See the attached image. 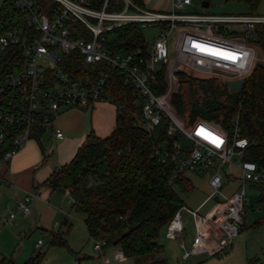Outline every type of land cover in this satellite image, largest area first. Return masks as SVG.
<instances>
[{
	"label": "built area",
	"instance_id": "built-area-1",
	"mask_svg": "<svg viewBox=\"0 0 264 264\" xmlns=\"http://www.w3.org/2000/svg\"><path fill=\"white\" fill-rule=\"evenodd\" d=\"M122 3V4H121ZM191 0H174L170 12L150 11L133 0H52L42 6L34 0H15L22 13L23 25L0 35V55L8 48L21 51L19 70L0 79V147L10 143L0 164L9 161L31 139L35 131L51 130L57 139L63 132L54 125L61 111L87 109L99 102L114 99L106 93L108 74L75 77L64 70V60L73 51L84 63L104 62L130 77L136 90L135 105L140 109L138 123L148 132L166 121V134L174 137L169 149L155 148L153 156L164 165L168 183L185 173H210L211 193L216 198L204 215L181 207L165 226L169 238H181L184 225L182 210H187L195 224L190 254L215 256L226 253L239 236L247 201V184L264 183V163L244 159L249 146L240 136L238 116L227 131L219 124L198 118L187 122L175 110L171 97L178 90V73L198 78L216 79L227 86L229 81L244 80L264 54L257 43L264 15L181 13ZM68 22H78L90 31V38L77 36ZM137 24L141 29L157 27L153 40L131 53L112 49L107 43L115 37L114 29ZM162 77L164 90L154 93ZM178 135L189 141L181 145ZM236 157V160L233 159ZM224 164L239 171L238 189L229 195L222 192L221 168ZM185 177V176H184ZM69 202L73 200L69 197ZM19 209L28 214L20 202ZM13 216L12 214L10 215ZM101 252L105 242L93 240ZM42 241L38 240L37 246ZM122 251L118 254L123 259ZM251 264H264L255 261Z\"/></svg>",
	"mask_w": 264,
	"mask_h": 264
},
{
	"label": "trees",
	"instance_id": "trees-1",
	"mask_svg": "<svg viewBox=\"0 0 264 264\" xmlns=\"http://www.w3.org/2000/svg\"><path fill=\"white\" fill-rule=\"evenodd\" d=\"M44 7L52 0H34ZM97 7L102 0H94ZM140 5L139 0H133ZM251 10L259 0H237ZM250 14H254L253 11ZM22 13L15 0H3L0 6V35L22 26ZM70 31L77 36L90 38V31L81 23L68 22ZM257 43L264 54V26H259ZM115 37L108 41L112 49L131 53L144 45L141 28L128 24L113 30ZM22 53L10 47L0 55V79L22 66ZM64 70L75 77L108 74L106 93L118 105L114 130L106 137L93 132L87 134L73 158L54 170L45 184L51 189L68 190L72 208L82 214L88 236L104 241L102 248L118 246L124 258H138L158 253L163 246L158 242L159 232L184 203L174 186L190 188L186 177L168 183L164 165L153 156L157 147L169 149L174 137L166 134V121L154 131H146L138 123L140 109L135 105L136 90L130 77L112 69L104 62L86 64L79 52L73 51L64 60ZM178 78L187 85L183 98L177 92L171 97L176 112L187 122L198 118L212 121L230 132L237 115L240 136L248 140L244 159L264 163V68L256 67L244 80L238 92L228 91L226 84L207 78H198L181 71ZM154 93L164 90L162 77ZM42 131H35L39 138ZM0 147V159L10 148ZM264 192V187L262 188ZM261 220H264L261 218ZM115 243V244H114ZM50 244L68 248L62 233H54ZM42 253H36L23 264H41ZM254 260H249L248 264ZM0 264H14L2 259ZM167 264L165 259L149 263Z\"/></svg>",
	"mask_w": 264,
	"mask_h": 264
},
{
	"label": "crops",
	"instance_id": "crops-1",
	"mask_svg": "<svg viewBox=\"0 0 264 264\" xmlns=\"http://www.w3.org/2000/svg\"><path fill=\"white\" fill-rule=\"evenodd\" d=\"M173 1L139 0L142 8L160 12H170ZM202 3H207V6L204 7ZM198 5L208 11H190ZM220 9L234 12H217ZM251 11L264 15V0H259L253 10L237 0H191L178 12L234 15L250 14ZM117 113L118 107L111 102H99L87 109L61 111L54 125L62 130V139L55 138L51 130L45 131L38 139L26 142L9 161L0 164V262L9 259L14 264H23L39 252L43 254L41 264H66V259L68 262L74 260L64 247L51 245L50 240L54 233H62L67 244L71 245L76 220L74 213L77 212L69 202L68 190L51 189L45 181L54 170L73 158L87 134L93 132L98 137L108 136L115 128ZM250 187L258 191L259 201H264V183L252 184ZM20 202L28 207V214L19 209ZM81 220L83 226V217ZM244 228L243 225L242 230ZM245 237L246 233H240L236 239ZM38 240L42 241L39 246ZM88 240L93 241L89 236ZM73 249L78 248L73 246ZM86 250L88 253L91 250L95 252L94 244ZM107 250L108 247H104L101 252L98 251L97 264H111L113 257L116 258L121 252L118 246L114 250ZM263 250L264 242L256 248H246V261L264 260V255L260 257ZM80 251H74L80 259L91 257Z\"/></svg>",
	"mask_w": 264,
	"mask_h": 264
},
{
	"label": "rangeland",
	"instance_id": "rangeland-1",
	"mask_svg": "<svg viewBox=\"0 0 264 264\" xmlns=\"http://www.w3.org/2000/svg\"><path fill=\"white\" fill-rule=\"evenodd\" d=\"M3 0H0V6ZM122 2V0H120ZM122 4V3H121ZM191 12H204L208 9H204L198 5L196 9H190ZM217 12H234L233 10L223 9ZM142 35L147 42L153 40L154 36L157 34V27L153 26L151 28L141 29ZM177 93L183 98L187 94V85L179 80L178 78V90ZM178 141L181 145H188L189 141L183 135H178ZM236 160V157H233ZM209 172L203 174H195L187 172L184 174L188 178L191 186L190 188L181 189L178 186H174L175 191L178 193L180 198L184 203V207L190 210H197L199 214L204 215L207 213L214 205V200L216 198L207 200L206 197L211 193V188L208 184ZM222 174V192L229 195L232 191L238 189L239 182V171L235 167H231L228 164H224L221 168ZM252 184H247L246 195L247 201L245 204V213L243 215L245 228L240 233H246V237L242 240L235 239L233 241L234 246L231 247L226 253L218 254L215 256H208L206 254H190L188 258L183 259L184 253L187 251L191 253V242L195 235V224L194 219L187 210H182L184 231L182 237L179 238H169L166 235V228H162L159 232L158 242L163 246L162 250L158 253L145 255L138 258H125L119 259L113 257L111 264H137L144 262H151L157 259H165L167 264H248L246 261V248H256L262 242H264V220H261L264 216V201H259V193L255 188L250 187ZM76 220H74V232L72 233L73 241L68 248L64 247L66 253L74 259L68 262L66 259V264H97L98 251L95 252L91 250L88 253L87 247L94 244L93 241L88 240V235L85 226L80 224L82 220V214L74 213ZM81 217V218H80ZM78 224V226H77ZM80 225V226H79ZM73 246L78 249H73ZM116 246H108V250H114ZM80 251L81 254H88L91 257L80 259L77 253L74 251ZM264 251V250H263ZM65 252V251H64ZM97 252V253H96ZM264 253L260 255L263 257ZM263 261V260H256Z\"/></svg>",
	"mask_w": 264,
	"mask_h": 264
},
{
	"label": "water",
	"instance_id": "water-1",
	"mask_svg": "<svg viewBox=\"0 0 264 264\" xmlns=\"http://www.w3.org/2000/svg\"><path fill=\"white\" fill-rule=\"evenodd\" d=\"M202 5L205 7V6H207V3H202ZM256 67L264 68V60L263 59L258 60L255 63V68ZM242 85H243V81H241V80L227 82L228 91L231 93L238 92L241 89Z\"/></svg>",
	"mask_w": 264,
	"mask_h": 264
}]
</instances>
